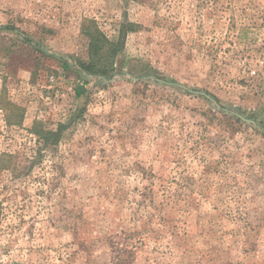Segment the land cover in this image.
<instances>
[{
    "label": "rangeland",
    "instance_id": "374dc122",
    "mask_svg": "<svg viewBox=\"0 0 264 264\" xmlns=\"http://www.w3.org/2000/svg\"><path fill=\"white\" fill-rule=\"evenodd\" d=\"M0 25V264H264V0H0ZM94 29L125 30L106 74Z\"/></svg>",
    "mask_w": 264,
    "mask_h": 264
},
{
    "label": "trees",
    "instance_id": "16d2710c",
    "mask_svg": "<svg viewBox=\"0 0 264 264\" xmlns=\"http://www.w3.org/2000/svg\"><path fill=\"white\" fill-rule=\"evenodd\" d=\"M0 28H4V26L0 25ZM125 29V27L123 28ZM90 37V60L86 63H81L82 68L91 74H106L109 72L110 64L107 63L104 57H99V53L101 51L104 52V49L108 50L109 53L115 55L118 51V48L124 43L125 39V30L120 32V38L117 42H112L104 37L103 33H101L98 29H94V31L86 32ZM65 64V63H64ZM66 65V64H65ZM85 89L83 87L76 88V94L80 95L83 93ZM34 132L45 141V144H56L58 140V132L45 131V130H34ZM1 208V204H0Z\"/></svg>",
    "mask_w": 264,
    "mask_h": 264
}]
</instances>
